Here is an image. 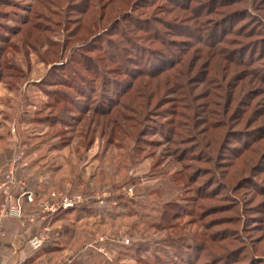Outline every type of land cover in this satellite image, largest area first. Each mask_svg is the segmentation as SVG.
I'll return each instance as SVG.
<instances>
[{
    "label": "rangeland",
    "instance_id": "1",
    "mask_svg": "<svg viewBox=\"0 0 264 264\" xmlns=\"http://www.w3.org/2000/svg\"><path fill=\"white\" fill-rule=\"evenodd\" d=\"M0 133L24 264H264V0H0Z\"/></svg>",
    "mask_w": 264,
    "mask_h": 264
},
{
    "label": "crops",
    "instance_id": "2",
    "mask_svg": "<svg viewBox=\"0 0 264 264\" xmlns=\"http://www.w3.org/2000/svg\"><path fill=\"white\" fill-rule=\"evenodd\" d=\"M5 138L6 134L0 133V182L8 169V163L12 159V149L19 144L15 140ZM36 162L29 158L27 160L22 159V163L18 168L19 170L14 174L13 184H9L7 188H0V212L2 205L8 198L12 200L19 198L23 192H32L36 195L37 191H46L50 187L49 180H47L48 177L43 179L37 177L33 184L28 180L39 167ZM22 164L27 165L23 166ZM57 169L56 167L54 171H51V169L47 171L46 174L50 176L51 180L57 175V171L59 170ZM20 199L23 204V217L20 219L6 217L2 223L5 237L2 240L0 250V264H13L20 256L26 253V249L23 247L25 241L30 236L37 234L42 227L44 228L48 225L46 220L39 214V209L35 202L36 198L33 203L27 202L24 197H20Z\"/></svg>",
    "mask_w": 264,
    "mask_h": 264
},
{
    "label": "built area",
    "instance_id": "3",
    "mask_svg": "<svg viewBox=\"0 0 264 264\" xmlns=\"http://www.w3.org/2000/svg\"><path fill=\"white\" fill-rule=\"evenodd\" d=\"M20 157H16L13 161V163H19ZM14 182V167L11 170H7L6 173H4L2 177V181L0 182V188L5 187L7 188L9 184H13ZM32 192H23L21 193L20 197H24L27 202L33 203L35 201V197ZM11 199L8 198L7 201L2 205L1 212H0V250L2 246V240L5 237V231L3 229L2 223L4 218L6 217H14V218H22L23 217V204L21 199ZM83 201L81 196H68L64 195L63 193H55L50 192L47 196V198L40 200L37 203L39 214L44 219V214L46 213H56L59 210H66L69 208L74 207L75 205H78ZM45 236L34 234L32 235L28 243L30 245V248L32 250H37L41 247L45 240ZM28 255L24 254L20 256L13 264H24L25 260L28 258Z\"/></svg>",
    "mask_w": 264,
    "mask_h": 264
},
{
    "label": "trees",
    "instance_id": "4",
    "mask_svg": "<svg viewBox=\"0 0 264 264\" xmlns=\"http://www.w3.org/2000/svg\"><path fill=\"white\" fill-rule=\"evenodd\" d=\"M227 2H228V1H226V2H225V1H222L221 3H219V5H220V4H223V3H227ZM185 8H186V7H185ZM198 14L200 15L201 13H198ZM145 22L148 23V21H145ZM145 26H148V25H145ZM214 31H215V29H214ZM214 36H215V35L213 34L211 38H213ZM214 39H215V38H214ZM86 59L89 60V61H91V60H90L89 58H87V57H86Z\"/></svg>",
    "mask_w": 264,
    "mask_h": 264
}]
</instances>
